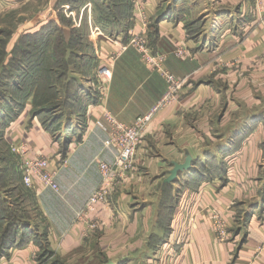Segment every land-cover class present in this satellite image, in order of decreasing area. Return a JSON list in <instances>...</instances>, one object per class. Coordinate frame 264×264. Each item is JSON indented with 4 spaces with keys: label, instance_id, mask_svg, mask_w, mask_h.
<instances>
[{
    "label": "crops",
    "instance_id": "crops-1",
    "mask_svg": "<svg viewBox=\"0 0 264 264\" xmlns=\"http://www.w3.org/2000/svg\"><path fill=\"white\" fill-rule=\"evenodd\" d=\"M161 1L136 3L149 18L146 31L153 50L167 54L164 67L183 85L147 127L135 167L109 204H98L87 219H77L101 182L99 161L112 162L117 154L105 144L110 129L105 113L131 123L150 112L167 90L165 79L144 64L134 47L122 46L121 34L97 43L100 66L88 80L92 93L85 95L79 132L60 142L31 115V100L23 105L5 91L0 95V145L16 161L12 146L20 145L49 158L59 190L37 184L32 191L45 234L39 229L62 264H264V188L259 177L264 171V0L259 5L257 0H165V7ZM134 17L128 35L143 28L135 9ZM187 18L199 25L198 32L188 31ZM181 45L190 51L189 58L174 55ZM116 51L119 55L110 60ZM104 66L110 70L107 78ZM186 150L204 169L193 171V165V172H182L169 188L172 199L179 194L173 223L179 219L181 226L174 228L179 236L172 232L161 242L168 248L158 259L157 250L163 252V247L152 251L150 243L155 233L159 240L163 235L162 229L153 228L155 201L172 162H183ZM218 160L227 162L222 175L208 166ZM0 162L8 167L3 158ZM198 180L197 188L190 183ZM180 182L185 185L178 189ZM212 210L226 221L225 241L216 239ZM6 214L0 216V264H41L32 224L23 226L22 218L11 222L9 229L15 232L7 239Z\"/></svg>",
    "mask_w": 264,
    "mask_h": 264
},
{
    "label": "rangeland",
    "instance_id": "rangeland-1",
    "mask_svg": "<svg viewBox=\"0 0 264 264\" xmlns=\"http://www.w3.org/2000/svg\"><path fill=\"white\" fill-rule=\"evenodd\" d=\"M111 1L113 0H84L79 5H74L69 0H1L0 2V95L5 94L6 89L5 80L2 76L15 73L14 65L21 60L23 66L21 73L30 72L34 74L36 72L38 74V82L34 89L37 103H35L33 110L41 112L36 117L44 128L60 142H65L68 134L79 132V128L83 125L80 114L84 107L86 93H92L88 80L95 76L100 66L98 65L100 54L97 53V43L101 37L115 39L112 37L113 35L121 34V37H123L122 42L125 43L122 46L134 47L141 58H143V55L140 50L144 41L148 48L154 53H158L153 50L149 42L146 26L145 30L142 28L139 32L127 34L130 21L135 22V0H118L122 5L110 9L113 5ZM103 2L108 8L102 5ZM115 2L117 1L115 0ZM167 2L165 0L161 1L160 6L164 5L165 7ZM162 9L164 11L166 8ZM132 11L133 13L128 15V12L131 13ZM53 14L56 18H51ZM42 18L46 20L42 21ZM50 18L55 20L57 24L53 29L46 31L43 29V24L49 22ZM187 19L188 31L192 34L198 32L200 27L192 24L194 19ZM127 22H129L128 25ZM148 24L149 21L147 26ZM58 28L60 29L58 30ZM38 30L42 31L25 35L27 32H38ZM38 38H42L46 43L43 44L41 41H37ZM12 55L13 57L10 58ZM118 55L119 51H116V53L110 55L109 59L114 60ZM99 72H101L100 69ZM102 73L105 74L106 72L102 70ZM14 81L17 83L16 80ZM26 83L29 85V82ZM22 93L14 92L19 97H22ZM2 106L3 103H0V108ZM261 149L264 157V143ZM0 158L7 161L6 166H8L5 170L4 163L0 162V216L2 213L3 215L7 213L8 223L6 227L10 228L9 224L11 222L15 223L19 218L24 220L23 226L32 224L33 227L30 231L33 230L32 232L37 235L41 246L39 263L62 264L58 257L53 256L44 239L42 233L44 230L45 234L44 217L41 211L35 207L37 205L33 194L29 191L30 189L23 184L22 175L20 176L21 173L16 168L18 161L5 145H0ZM222 163V167L227 166V162L222 160L212 161L208 166L212 171H215L216 167L220 168ZM259 177L262 181L261 186L264 188V171ZM208 178L211 179L210 176L203 179L206 181ZM184 183H177L179 185L178 189L183 188ZM200 183L198 180L193 182L192 186L197 188ZM19 186L21 188L16 191ZM11 189H14V191ZM261 190L264 191V189ZM160 194L161 198L155 201L153 228L162 229V238L165 239L167 233L170 236L177 225L181 226L179 219L173 223L174 216L175 218L178 217L177 200L179 194L172 199L168 190L167 200L165 193L161 191ZM173 204L175 205L172 210L171 205ZM10 205L13 206L14 210ZM212 219L214 229L215 218L212 217ZM39 226L43 230H40ZM174 233L179 236L178 232L175 231ZM156 235V233L152 235L153 240L150 242L151 245L154 241L157 242V247L152 251H156V249H159L158 247L163 245ZM228 235V228L227 236L223 240H219L215 233L216 239L219 241H225ZM169 236L167 239H169ZM127 237H131V235L125 238ZM148 241V239L145 241L144 249L145 247L147 249ZM98 245L100 247L99 241ZM107 247L103 244V252H107L105 250ZM162 247L165 253L166 248ZM262 247H260V251H262ZM121 248L128 250L125 247ZM142 249L138 252H141ZM157 251H159L157 252L158 259H161L164 256L161 247ZM143 262L144 260L139 264H143Z\"/></svg>",
    "mask_w": 264,
    "mask_h": 264
},
{
    "label": "built area",
    "instance_id": "built-area-1",
    "mask_svg": "<svg viewBox=\"0 0 264 264\" xmlns=\"http://www.w3.org/2000/svg\"><path fill=\"white\" fill-rule=\"evenodd\" d=\"M261 1L257 0L259 5ZM134 9L143 23V29L149 21L144 9L140 7L135 0ZM264 26V25H263ZM143 62L150 68L157 70L165 79L167 90L165 96L144 115L137 116L131 123H123L114 119L109 113H105L110 122L108 139L105 141L107 146H114L117 149L116 157L112 162L99 161V170L101 173V182L94 190L87 201L86 207L79 211L77 219L80 221L87 219L89 214L98 204H109L110 197L124 183L127 174L133 170L136 159L139 155V147L143 135L153 121L155 115L161 108L176 98L177 93L183 85V80L177 78L171 71L164 67L167 58L165 53H154L143 43L141 47ZM177 57H189L190 51L184 45L179 46L174 52ZM105 75L109 77L110 70L104 66ZM104 90V84H101ZM104 91L102 92V96ZM12 151L18 156V169L22 175L23 183L33 190H36L37 184L43 187L59 190L56 182L55 172L50 168L49 158L43 155H32L26 145L12 146ZM210 216L215 218L214 230L219 240L227 236V225L225 219L213 210ZM95 225L92 224V227ZM164 248H168L164 245ZM164 253V252H163Z\"/></svg>",
    "mask_w": 264,
    "mask_h": 264
},
{
    "label": "trees",
    "instance_id": "trees-1",
    "mask_svg": "<svg viewBox=\"0 0 264 264\" xmlns=\"http://www.w3.org/2000/svg\"><path fill=\"white\" fill-rule=\"evenodd\" d=\"M71 1L74 5H79L80 3H82L84 0H69ZM104 1V0H103ZM117 2H115V0L111 1V3L113 4L112 8H115V6L118 8L119 6L122 5L121 2H118V0H116ZM104 7L105 4L103 2L102 4ZM111 5V4H110ZM108 8V7H106ZM105 8V9H106ZM109 9V10H110ZM133 13V11L131 13L128 12V15H131ZM57 22L53 19H51L49 22L47 23H44L43 25V29H45L46 31H49L51 28L53 29L54 26H56ZM42 29V30H43ZM60 28H58L59 30ZM42 30H38V32H27L25 35H30V34H36V33H39L41 32ZM34 36H38V35H34ZM48 36V35H47ZM37 41H41V43L45 44L46 42L41 38H38ZM17 47V46H16ZM15 47V48H16ZM15 51V49H14ZM14 54V53H13ZM13 55L10 57L12 58ZM21 61V60H20ZM18 62L17 64H15V73H10V74H4L2 77L4 78L5 80V86H6V93L7 94H10L11 97L13 99H15L18 103H22L23 105L27 102H29V100H31L30 102L32 103V110H31V115H33L34 117L39 114L41 111H34L33 109L35 108V103L36 102V93L34 91L35 87H36V84L38 82V74L36 72H34V74L32 73H21L23 71V66H22V63L21 62ZM19 65V66H18ZM22 69V70H21ZM16 80L17 83L14 81ZM21 81V82H20ZM26 82H29V85H27ZM14 92H23L22 93V97H19L18 95H15ZM17 103V104H18ZM18 161V160H17ZM196 163V164H195ZM199 162H196V160L193 162V165H195V169H193V171H197V170H203L204 169V165L203 164H198ZM223 163L221 164V167H216L217 171L220 172V174L222 175L223 173H225L226 171V166L222 167ZM217 166V164H216ZM193 167V166H192ZM17 168H18V165H17ZM219 168V169H218ZM19 170V169H18ZM191 170V169H190ZM188 170V171H190ZM193 171H190V172H193ZM224 171V172H223ZM20 174V173H19ZM181 174V173H180ZM21 175V174H20ZM192 175V174H191ZM22 177V176H21ZM192 177V176H191ZM175 183V182H174ZM190 183H193V182H190ZM24 184V183H23ZM173 184V183H172ZM172 184L168 185L166 187V189L164 191H162V193H165L166 194V200L168 199L167 197V194H168V190L169 188L172 186ZM30 192L33 194V189L29 188ZM168 189V190H167ZM175 199V198H174ZM175 204L171 205V208L173 210V207H174ZM173 218V216H172ZM15 230H12V229H9L7 228V231H5V235H6V238H11L12 236V233H14ZM169 236V234L167 233V237ZM164 238L161 239V241H163ZM0 242L2 243L1 239H0ZM7 242V240H6ZM153 248L157 247V242L154 241V243L151 245ZM3 252H0V255L2 254Z\"/></svg>",
    "mask_w": 264,
    "mask_h": 264
},
{
    "label": "water",
    "instance_id": "water-1",
    "mask_svg": "<svg viewBox=\"0 0 264 264\" xmlns=\"http://www.w3.org/2000/svg\"><path fill=\"white\" fill-rule=\"evenodd\" d=\"M173 167L169 170L168 175L163 179L161 190L164 191L166 187L177 181L178 175L184 171H188L193 166V157L191 153L186 150L185 151V159L183 162H172ZM107 264H113L109 262Z\"/></svg>",
    "mask_w": 264,
    "mask_h": 264
}]
</instances>
